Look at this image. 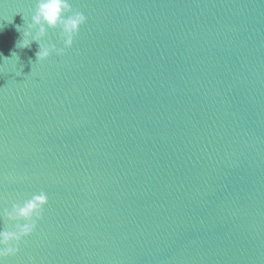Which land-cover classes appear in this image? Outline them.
Masks as SVG:
<instances>
[{
	"label": "water",
	"instance_id": "water-1",
	"mask_svg": "<svg viewBox=\"0 0 264 264\" xmlns=\"http://www.w3.org/2000/svg\"><path fill=\"white\" fill-rule=\"evenodd\" d=\"M72 3L39 61L0 0V209L49 196L6 264H264V0Z\"/></svg>",
	"mask_w": 264,
	"mask_h": 264
},
{
	"label": "clouds",
	"instance_id": "clouds-1",
	"mask_svg": "<svg viewBox=\"0 0 264 264\" xmlns=\"http://www.w3.org/2000/svg\"><path fill=\"white\" fill-rule=\"evenodd\" d=\"M87 19L83 11L74 9L72 0H35L34 15L19 46L29 47L33 41L39 42L36 52L39 61L47 59L53 52L64 54L73 46ZM49 29H59L63 46L45 42ZM48 202V193L41 189L27 199L14 200L10 207L0 209V217L7 222L0 227V264H6V258L21 251L25 238L33 234L44 219Z\"/></svg>",
	"mask_w": 264,
	"mask_h": 264
}]
</instances>
